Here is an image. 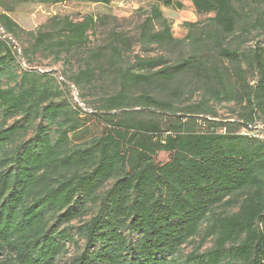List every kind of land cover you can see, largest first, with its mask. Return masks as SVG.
Listing matches in <instances>:
<instances>
[{"label":"trees","instance_id":"trees-1","mask_svg":"<svg viewBox=\"0 0 264 264\" xmlns=\"http://www.w3.org/2000/svg\"><path fill=\"white\" fill-rule=\"evenodd\" d=\"M71 1L110 5L116 0H12L10 6L0 0V24L7 35L0 37V108L5 120L16 119L0 127V264H56L65 242L74 241L69 229L84 240L73 264H171L168 257L200 235L206 222L205 237H213V247L189 254L185 264H264V139L210 120L217 116L211 101L234 102L239 96L253 111L264 105V49L249 52L227 41L264 30V18L250 20L236 0H193L197 13L214 17L200 29L199 23H188L187 36L177 39L162 11L153 8L141 26L140 43L146 50H179V56L141 58L139 71L119 69L120 89L89 114L54 101L58 87L52 75L13 69L17 49L10 36L24 32L8 15L15 4ZM155 21L163 23L161 30ZM96 26L93 17L77 22L52 17L28 33L31 43L22 55L60 61L87 48ZM108 50L122 58L116 43L98 48V62ZM91 68L82 67L68 81L78 88L90 82ZM248 69L257 71L255 87L248 82ZM189 76L203 93L184 109L134 88H167ZM156 112L168 117L166 127L149 116ZM252 113L241 117V129L252 127ZM92 122L101 125L98 135L71 147V136L89 130ZM31 130L32 138L15 143ZM239 197L236 213H216ZM88 206L97 207L95 215L71 226L87 215Z\"/></svg>","mask_w":264,"mask_h":264},{"label":"rangeland","instance_id":"rangeland-1","mask_svg":"<svg viewBox=\"0 0 264 264\" xmlns=\"http://www.w3.org/2000/svg\"><path fill=\"white\" fill-rule=\"evenodd\" d=\"M7 6H10L12 0H3ZM172 7H166L162 0H116L110 5L102 3H90L81 1H71L58 5H41L30 3H17L14 6V11L8 13L10 17L21 27L24 32L19 33L18 37L10 36V42L16 46L17 55L16 62L13 64L14 70L19 71H35L42 74L52 75L51 82L58 87V97L55 102L68 103L72 108L80 107L84 112L93 114L101 102L108 96L113 95L120 89L119 69H134L139 71L141 68L138 61L141 58L160 57L167 55L173 59L179 56V50L168 49L152 46L146 50L139 41L141 26L145 19L152 13L153 8H158L162 11L164 18L170 24L172 34L177 39H184L189 31L188 23H199L200 29L205 26L209 17H214L213 14L204 15L197 13L193 0H173ZM177 3L183 5L182 9H178ZM235 5L240 10L248 14V18L254 21L258 17L264 18V0H236ZM4 13L0 7V15ZM69 18L73 21H82L86 17H93L97 22V26L90 33V42L83 50L72 54L69 57L62 56V60H55L53 56L44 54L30 55L29 59H25L22 55V50L28 47L31 43L29 32H37L43 25L47 24L52 17ZM156 30H161L163 23L155 21ZM236 34L228 37V43L232 46L242 45L243 50L253 51L257 48L264 49V30H252L248 35ZM121 44L122 58L118 59L111 57L113 51L108 50L106 56L101 62H98L96 53L98 48H107L109 46ZM185 52L188 51L186 44L183 45ZM113 52V53H112ZM212 55L213 52H210ZM91 66L95 71L90 82H82L78 88L69 78L78 74L80 69L86 66ZM102 68V69H101ZM247 69V67H245ZM146 71V70H144ZM248 82L250 86L255 87L258 80L257 71H247ZM8 80H4L6 83ZM174 83V82H173ZM170 84L167 88H162L157 84L147 87L145 84L136 86V93H141L143 90H148L151 94H155L162 100L171 102L177 109H184L189 105L195 104L201 100L200 84L189 77H182L174 84ZM243 95L246 92L243 91ZM213 109L217 116L210 118L212 121L226 124L231 132H243L254 135L258 139H264V105L256 106L253 111L246 101L238 100L234 102H214ZM150 111V110H149ZM253 111V113H252ZM252 113L255 121L249 130L240 128L242 122L241 117ZM156 112V115L150 117H158L162 120L164 127L168 125V117H161ZM181 115V114H179ZM4 113L0 108V127L8 128L12 126L16 119H4ZM46 124V123H45ZM201 130V128H199ZM101 131V125L98 122H92L89 125V130L78 135H72L70 146H82L90 139L94 138ZM34 132L31 130L27 136L21 135L17 137L16 144L28 141L32 138ZM242 198H238L237 204L223 205L216 208L217 214H233L238 211ZM97 207L88 206L87 215L81 220H76L70 225L74 227L81 226L95 215ZM209 222H206L201 228L200 235L191 239L187 244L182 246L180 250L168 257L171 264H185V257L193 252L200 254L205 253L213 247V237L206 238V227ZM63 228V227H62ZM73 232L74 241L65 242L66 249L63 254L57 258L56 264H73V260L82 252L84 240L76 235V230L69 229ZM132 235L130 239H134ZM4 257L0 256V260Z\"/></svg>","mask_w":264,"mask_h":264},{"label":"built area","instance_id":"built-area-1","mask_svg":"<svg viewBox=\"0 0 264 264\" xmlns=\"http://www.w3.org/2000/svg\"><path fill=\"white\" fill-rule=\"evenodd\" d=\"M0 37H1V38H7V35L5 34V32H4V30H3L2 26H1V24H0Z\"/></svg>","mask_w":264,"mask_h":264}]
</instances>
